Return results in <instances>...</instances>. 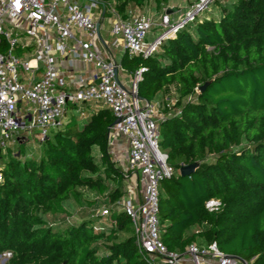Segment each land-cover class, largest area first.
<instances>
[{
  "label": "trees",
  "instance_id": "obj_1",
  "mask_svg": "<svg viewBox=\"0 0 264 264\" xmlns=\"http://www.w3.org/2000/svg\"><path fill=\"white\" fill-rule=\"evenodd\" d=\"M113 1L124 17L128 9L160 16L177 0ZM179 1L172 21L197 0ZM120 65L130 75L144 69L137 94L164 113L159 148L173 172L159 187L163 244L183 253L192 243H215L264 264V0H213L155 53H125ZM114 121L104 105H70L38 154L26 156L23 144L0 150V255H10L7 264H150L122 210L127 175L109 154ZM192 163L195 172L180 176ZM211 199L217 211L206 209ZM86 201L108 214L70 219L68 210Z\"/></svg>",
  "mask_w": 264,
  "mask_h": 264
},
{
  "label": "built area",
  "instance_id": "obj_2",
  "mask_svg": "<svg viewBox=\"0 0 264 264\" xmlns=\"http://www.w3.org/2000/svg\"><path fill=\"white\" fill-rule=\"evenodd\" d=\"M212 1L197 0L172 21L171 13H178L175 7L166 8L154 20L132 9L123 17L113 0H0V150L19 143L34 130L41 143L50 131L63 126L68 105L108 107L119 120L113 124L112 135L120 133L128 144L129 174L125 176H137L133 190L139 193V200L135 203L128 190L121 200L122 210L131 222L137 250L150 264L250 263L220 251L215 243H192L180 253L168 250L161 241L159 187L173 172L167 153L159 148L158 124L164 113L156 102L137 94L143 68L130 76L127 86L119 79L125 70L102 49L100 33L106 27L112 38L107 49L121 47L130 56L146 57L194 22ZM60 57L66 72L72 71L76 61L93 65L95 72L87 80L73 76L76 86L72 90L60 70ZM205 207L217 211L220 203L211 199ZM101 214L107 215L108 210Z\"/></svg>",
  "mask_w": 264,
  "mask_h": 264
},
{
  "label": "rangeland",
  "instance_id": "obj_3",
  "mask_svg": "<svg viewBox=\"0 0 264 264\" xmlns=\"http://www.w3.org/2000/svg\"><path fill=\"white\" fill-rule=\"evenodd\" d=\"M181 1L177 0V1H171L170 3H168L169 6H173L175 5H179ZM139 12L143 13V14H147L149 16H153L154 20L159 17L158 16H155V13L153 11H151L150 9H146V11H141L139 10ZM157 15V14H156ZM106 39L109 40V38H107L105 36ZM31 50L27 51V52H30ZM38 134V130H34L32 131L31 135L29 137H27V140L25 138H21L20 139V142L17 143V144H14L12 145L11 147L13 148L14 151H16V148H17V145L18 144H23L25 145L26 147V156H31V155H35V154H38L39 152V142L35 139V136ZM112 144L116 147H124V144H125V137L122 136L120 133L116 132L115 134L111 135L110 137V141H109V147H110V150L111 148L113 147ZM109 154L111 156V159L112 161L114 162L115 166L124 174V175H128L129 173H127L126 171V166H125V163L122 159H117V156L118 154H116L115 156L113 154L110 153L109 151ZM118 164V165H117ZM130 175L128 176V178H124V181H123V184L126 185L127 189H128V179H130ZM131 181L134 182L135 184V177L132 179L131 178ZM131 186V185H130ZM137 193V191H136ZM95 194V193H94ZM97 198H101L100 196H102V194H96ZM94 195H92L91 197H93ZM95 197V198H96ZM90 202V201H86V204H83L82 207H76L74 209H69L68 210V215H69V218L74 220V221H78L79 219L81 218H91V217H95L98 215V213L100 211H102L104 208H94L90 205H88L87 203ZM125 235L121 234L120 235V238L124 237ZM10 259V256H8L7 254H2L0 255V264H7L8 263V260Z\"/></svg>",
  "mask_w": 264,
  "mask_h": 264
},
{
  "label": "crops",
  "instance_id": "obj_4",
  "mask_svg": "<svg viewBox=\"0 0 264 264\" xmlns=\"http://www.w3.org/2000/svg\"><path fill=\"white\" fill-rule=\"evenodd\" d=\"M178 6V5H176ZM168 7H175V5H171V6H168ZM176 8V7H175ZM176 13L173 12L171 13V16L175 15ZM158 18V17H157ZM154 33L151 34V36H153ZM105 36L108 39L105 38ZM100 38H101V46H102V49L103 50H106L108 52V55H111L113 57V60L120 64V59L121 57L125 54L123 48L119 47L117 49H113V50H109V48L107 49V43H110V41L112 40L111 36L109 35V33L107 32V29L105 27V29H103L100 33ZM106 44V45H105ZM59 61H60V70L61 72L64 73V77L66 79V82L68 83V86L70 89H74L75 88V83H74V79L75 77L73 76H76V75H81L83 78H85V80L89 79L91 76H93L94 72H95V68L93 65H87L85 63H82V62H79V61H76L73 65V69L71 72H66V70H64V68L66 67V63L64 61V59L61 57L59 58ZM130 74L125 70V73H123L122 75H119V79L125 83V85L127 86L129 84V80H130ZM70 106V105H68ZM67 106V107H68ZM27 140V138H25ZM112 148L110 150V147H109V151L111 154H113L114 156L116 154H118L117 156V159H122L125 163V166H126V163H127V151H128V144H127V141L125 139V144H124V147L120 146V147H116L112 144ZM118 165V164H117ZM135 177V181L137 180V176H132L131 178L133 179ZM131 178L128 179V190L130 191L129 194L132 196V199L134 200V202H138L139 200V193H136V190L134 191L133 190V185H134V182L131 181ZM131 185V186H130Z\"/></svg>",
  "mask_w": 264,
  "mask_h": 264
},
{
  "label": "water",
  "instance_id": "obj_5",
  "mask_svg": "<svg viewBox=\"0 0 264 264\" xmlns=\"http://www.w3.org/2000/svg\"><path fill=\"white\" fill-rule=\"evenodd\" d=\"M172 11L167 10L166 13H171ZM119 120H115L114 124H117ZM198 167L197 163H192L190 165L182 166L179 170V174L182 177H187L192 175L195 172V169Z\"/></svg>",
  "mask_w": 264,
  "mask_h": 264
},
{
  "label": "snow or ice",
  "instance_id": "obj_6",
  "mask_svg": "<svg viewBox=\"0 0 264 264\" xmlns=\"http://www.w3.org/2000/svg\"><path fill=\"white\" fill-rule=\"evenodd\" d=\"M17 2H18V0H17Z\"/></svg>",
  "mask_w": 264,
  "mask_h": 264
}]
</instances>
